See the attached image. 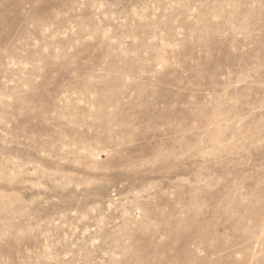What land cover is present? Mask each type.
<instances>
[{
	"label": "rangeland",
	"instance_id": "1",
	"mask_svg": "<svg viewBox=\"0 0 264 264\" xmlns=\"http://www.w3.org/2000/svg\"><path fill=\"white\" fill-rule=\"evenodd\" d=\"M0 264H264V0H0Z\"/></svg>",
	"mask_w": 264,
	"mask_h": 264
}]
</instances>
